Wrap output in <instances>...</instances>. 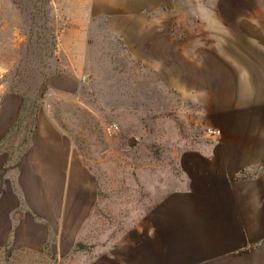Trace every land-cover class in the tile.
<instances>
[{"label": "rangeland", "instance_id": "obj_1", "mask_svg": "<svg viewBox=\"0 0 264 264\" xmlns=\"http://www.w3.org/2000/svg\"><path fill=\"white\" fill-rule=\"evenodd\" d=\"M142 1L0 0V199L18 200L16 229L28 214L47 234L0 264H106L139 234L143 165L214 143L213 83L186 54L221 34L180 25L178 42Z\"/></svg>", "mask_w": 264, "mask_h": 264}, {"label": "crops", "instance_id": "obj_2", "mask_svg": "<svg viewBox=\"0 0 264 264\" xmlns=\"http://www.w3.org/2000/svg\"><path fill=\"white\" fill-rule=\"evenodd\" d=\"M145 2L166 14L149 23L170 17L178 42L180 25L210 24L221 34L209 41V51L186 57L204 60L201 71L213 83L206 127L220 128L223 136L176 149L170 163L143 165L156 174L141 175L139 234L106 264H264V0ZM17 203L11 193L0 199V249L11 241L42 246L47 234L28 214L16 229Z\"/></svg>", "mask_w": 264, "mask_h": 264}, {"label": "built area", "instance_id": "obj_3", "mask_svg": "<svg viewBox=\"0 0 264 264\" xmlns=\"http://www.w3.org/2000/svg\"><path fill=\"white\" fill-rule=\"evenodd\" d=\"M206 135L214 140H219L223 136V131L220 128L208 126L206 128Z\"/></svg>", "mask_w": 264, "mask_h": 264}]
</instances>
